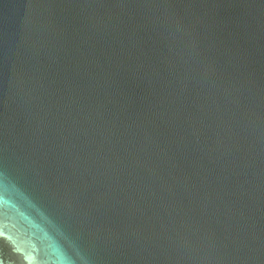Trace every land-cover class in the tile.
Masks as SVG:
<instances>
[{"label":"water","instance_id":"obj_1","mask_svg":"<svg viewBox=\"0 0 264 264\" xmlns=\"http://www.w3.org/2000/svg\"><path fill=\"white\" fill-rule=\"evenodd\" d=\"M0 264H264V0H0Z\"/></svg>","mask_w":264,"mask_h":264}]
</instances>
